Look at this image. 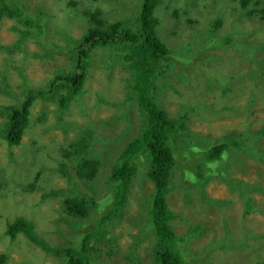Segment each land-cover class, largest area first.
<instances>
[{
  "label": "rangeland",
  "instance_id": "374dc122",
  "mask_svg": "<svg viewBox=\"0 0 264 264\" xmlns=\"http://www.w3.org/2000/svg\"><path fill=\"white\" fill-rule=\"evenodd\" d=\"M7 1L20 6L30 20L42 24V30L28 27L17 18H2L0 104L4 105L22 102L21 86L24 82L37 89L44 87L59 71L66 73L71 69L68 47L79 40L89 26L83 11L101 8V18L112 22L138 17L143 2ZM203 1L159 0L156 16L161 22L160 36L170 40L176 49L180 44L190 49V36L201 40L198 38L200 30L194 28L206 26L204 30L208 33V20L217 18L214 15L208 17L210 6ZM220 1L226 7L231 0ZM231 2L239 13L246 15L239 0ZM263 5L264 0H252L250 6L261 8ZM76 10L81 14H76ZM175 10H178L177 14ZM229 19L228 27L237 26L236 16H229ZM110 48L94 50L93 64L80 100L72 99L68 109L61 111L56 100L38 98L31 113L34 122L25 131L21 144L10 146L0 136V256H8L6 261L0 260V264H64L63 258L47 253L23 234L12 241L6 230L8 224L18 218L30 221L36 235L50 246L79 248L84 236L96 231L104 213L95 208L88 216L75 218L64 210V201L81 193L90 198H107L104 202L107 212L115 207L112 188L115 189L116 183L110 179L112 164L116 163L123 146L138 136L144 117L135 99L129 98L132 96L128 89L132 74L130 68L120 61L122 57L119 54L123 53ZM225 51L211 48L205 52L204 59L197 56L206 66L200 75L196 74L192 64L177 62L172 71L183 72L185 83L181 75L174 77L170 73V85L162 83V91H155L157 102L170 117H186V130L173 139L175 147L184 150V154L178 155V162L172 168L173 180L167 201L169 208L177 214L172 221L175 231L186 237L184 250L189 252L187 260L191 264H257L264 261V136L255 139L254 149L243 144L226 158L227 153L221 160L211 162V166L207 164L213 174L219 171L220 175L212 177L207 173L205 182L194 184L182 175V162L189 165L187 170L193 174L198 166L199 155L195 154L193 161L186 158L192 156L186 151L189 146L206 148L235 134L259 129L264 124V75L255 77L259 66L255 64L254 67L253 63V59H264V53L252 57L246 53L237 56ZM211 55L216 57L208 62L206 56ZM253 68L255 73H250ZM212 71L220 74L211 75L210 82L206 75ZM110 72H113L112 76ZM230 75L234 77L231 82L227 80ZM216 77L223 78L222 86ZM206 82L213 87L205 86ZM227 87L228 90L224 91ZM61 92H69V89L65 87ZM100 97L109 104L102 102ZM41 114L43 118L40 119ZM58 115L70 123L67 134L56 126ZM115 117L128 120L116 124ZM6 120L5 115L0 116V123ZM91 125L100 139L93 143L94 149L89 153L79 154L73 141ZM108 146L106 155L98 153ZM113 150L112 154L110 151ZM68 151L73 155L68 157ZM96 153L103 162L106 157L107 163L99 168L97 179L87 181L90 179L79 169L85 158L96 157ZM146 158L143 155L134 161L136 177L130 189L128 186L127 201L117 217L105 222L100 235L87 240L92 264H156L152 231L145 233V225L149 223L148 200L154 189L148 178L150 164ZM62 163H67L70 168L69 178L61 171ZM226 168L228 174L224 175L221 172ZM182 179H185V185L179 183ZM242 195L251 197L258 209L244 215L245 198Z\"/></svg>",
  "mask_w": 264,
  "mask_h": 264
},
{
  "label": "trees",
  "instance_id": "16d2710c",
  "mask_svg": "<svg viewBox=\"0 0 264 264\" xmlns=\"http://www.w3.org/2000/svg\"><path fill=\"white\" fill-rule=\"evenodd\" d=\"M105 1L111 2L113 0ZM231 1L226 7L221 4L220 0L203 1L207 6H210L211 11L207 13L208 17L214 15L217 18L208 20L210 27L208 33L204 30L206 26L201 25L198 28H194L200 30L198 31V38H201V40L198 41L197 38H191L190 36L188 40L190 49H186L185 44H180L176 49V46L170 40H164L160 36L159 25H161V22L159 17L156 16V8L159 5V0H143L138 17L131 16L127 19L124 18L112 22H107L101 18V8H96L94 11L86 10L82 12L83 15H86L89 26L82 37L68 47L67 53L71 54V69L66 73L59 71L44 87L37 89L28 87L26 82H24L21 86L23 88L22 93L24 99L20 104H0V116L5 115L7 119L6 122L0 123V136L10 146L20 145L25 131L34 122L32 121L31 113L34 103L38 98L56 100L61 111L68 109L72 99L80 100L89 68L93 64L92 54L94 50L108 46H111L110 49L116 48L114 50H120L123 53V55L118 53L122 57L120 61L130 68L132 74L128 89L129 94L133 97L131 96L129 98L131 100L135 99L139 111L144 117V123L140 128L138 136L131 140L126 147L123 146L116 163L112 164L113 171L110 179L113 183H116L115 189L112 188L114 190L112 200L115 207H112L107 212L104 210L106 207L104 202L107 201V198H90L81 193H76L64 201V210L68 211V214L75 218H84L95 208L98 212L104 213L100 218L101 221L97 225L98 228L95 229L96 231L86 234L79 248L74 246L54 247L48 245L36 235L34 225L24 218H18L8 224L6 233L12 241L19 234H23L33 243L44 248L47 253L65 259L64 264H92L86 242L88 239L101 234V228H103L102 226L105 225V222L109 220L113 221L117 217V214L127 201L128 195L126 196V194L128 186L130 189V185L136 177L137 165H135L134 161L140 156L145 155L150 164L148 178L154 186L152 195L148 200L147 212L149 213V223L145 225V233L148 230L152 231L151 236L155 240L153 245L155 263L191 264L187 260L189 252L184 250L187 247L185 244L186 237L178 235L175 231L172 221L177 217V214L169 208L167 201L171 181L173 180L172 168L178 162V155L184 154L182 152L184 150L181 151L175 147L173 139L178 138V135L186 130V117H170L168 111L157 102L155 91L157 89L160 92L162 91L160 84H169L168 75L170 73L174 74V77L181 75L185 83L183 72L172 71L173 66L177 62L183 63L184 65L192 64L196 74L200 75L206 66L202 65L201 61L196 57H205V52L208 49H224L226 50L225 52L234 53L237 56L245 55L246 53L253 57L257 54L264 53V5L261 8H252L250 6L252 0H239L240 6L246 14L242 15L237 11L234 2ZM175 12L177 14L178 10H175ZM75 13L81 14L78 10ZM4 16L17 18L18 22L28 27H36L39 31L42 30V24L36 20H30L20 6L9 4L7 0H0V25ZM229 16L237 17V26H227L230 22ZM171 54H173V59L175 58L178 61L171 59ZM206 57H208L207 60L210 62L216 56L211 55ZM112 58L115 57L112 56ZM253 63L254 67L255 64L259 66V73L255 74V77L257 75L260 77L264 75V59H253ZM253 72L255 73V68L250 73ZM218 74L220 73L212 71L206 76L210 77L209 81L211 82V75L215 76ZM110 75L112 76L113 72H110ZM255 77H252L254 81L256 80ZM216 78L222 86L224 82L223 78ZM232 79L234 77L231 75L227 77V80L230 82ZM210 82H206L207 84L205 86L212 88L213 86H211ZM259 86L261 87V84ZM65 87L69 89V92H61ZM227 90L228 87L224 88V91ZM100 98L102 102L109 104L103 97ZM41 118H43L42 114ZM58 118L59 122L56 126L63 128V132L67 134L70 129V123L60 115H58ZM127 120L128 118L115 117L114 123L116 122L118 124L119 121L125 122ZM93 127L91 125L85 128L81 137L73 141V144L76 143L77 145L75 146H78L76 148L79 154L89 153L93 148V143L100 139L99 135L94 132ZM262 136H264V124L259 129L235 134L234 136L225 138L222 142L215 143L206 148L191 145L189 146L190 148H186V151H189L192 156L191 158L188 156L186 158L193 161L195 160V154L197 157L199 155L197 158L198 166L195 168L193 174L192 171L187 170L189 165L182 162V175L184 178L187 177L185 178L186 181H190L191 184L205 182L207 180L205 178L207 173H210L212 177L220 175L219 171L214 172V175L211 171L212 168L208 167L207 164L209 163L208 165L211 166V162L221 160L225 153H227L226 158L230 152H233L235 148L243 144L254 149L255 139L259 140ZM104 137L102 136L101 138ZM108 149L109 146L106 149H102V151L98 150V153L100 154L101 152L106 155ZM110 152L113 154L114 150ZM70 155H73V152L68 151L67 156L70 157ZM96 157L85 158L84 165L82 167L80 166L79 171L86 175L87 179H90L87 181L97 179L99 168L104 163H107L106 157L104 158V162L101 161L97 153ZM60 166H62L61 171L69 178L70 168L67 163H62ZM228 168L221 173L227 175ZM184 181L182 179L179 183L185 185L186 181ZM242 197L245 198L244 195ZM188 199L190 201V198ZM257 209L252 198L246 197L244 215H249ZM110 237L112 238V236ZM142 239L140 238L139 240ZM96 251L100 252V250ZM7 259L8 256L4 254L0 256V260L2 261H6ZM200 264L207 263L202 262ZM257 264H264V261L258 262Z\"/></svg>",
  "mask_w": 264,
  "mask_h": 264
},
{
  "label": "bare ground",
  "instance_id": "6f19581e",
  "mask_svg": "<svg viewBox=\"0 0 264 264\" xmlns=\"http://www.w3.org/2000/svg\"><path fill=\"white\" fill-rule=\"evenodd\" d=\"M65 260V259H64Z\"/></svg>",
  "mask_w": 264,
  "mask_h": 264
}]
</instances>
